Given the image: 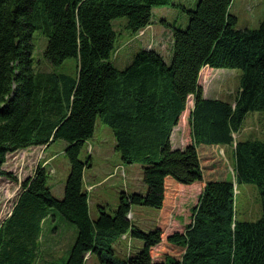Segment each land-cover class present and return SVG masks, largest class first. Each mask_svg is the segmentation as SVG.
<instances>
[{
    "label": "trees",
    "instance_id": "16d2710c",
    "mask_svg": "<svg viewBox=\"0 0 264 264\" xmlns=\"http://www.w3.org/2000/svg\"><path fill=\"white\" fill-rule=\"evenodd\" d=\"M233 1L198 0L188 10V26L173 28L170 62L155 49H141L119 69L112 61L113 21L126 18L125 31L135 35L152 25L154 8L173 0H0V179L17 180L4 169L9 155L57 141L66 142L71 167L62 199L41 166L21 183L0 226V264H36L53 211L78 229L64 264H86L89 253L100 264H264V141L235 137L249 112L264 110V24L235 29ZM36 31L48 39L43 70L33 57ZM69 58L75 60L72 73L54 69ZM204 67L241 71L234 102L204 96ZM191 96L192 140L173 148V130ZM98 119L112 128L122 161L143 164L148 190L123 192L113 214L100 206L93 220L84 188L91 157L81 156ZM196 183L204 188L190 224L165 235L180 187ZM240 184L258 188L257 221L239 218ZM133 205L163 210L157 229L137 227L128 218ZM123 235L142 246L118 255L114 245Z\"/></svg>",
    "mask_w": 264,
    "mask_h": 264
},
{
    "label": "rangeland",
    "instance_id": "374dc122",
    "mask_svg": "<svg viewBox=\"0 0 264 264\" xmlns=\"http://www.w3.org/2000/svg\"><path fill=\"white\" fill-rule=\"evenodd\" d=\"M197 2L198 0H173V5L154 8L153 25L135 35H129L125 31L126 18L115 19L113 23L118 33L117 51L112 59L115 67L119 69L127 67L141 49L158 50L164 57L166 56L167 61H171L173 28L185 29L188 26L190 22L188 10L195 9ZM231 13L238 19L235 29H258L264 24V0H234ZM33 39V57L35 60H42L39 69L43 70V63L47 62L43 55L48 39L41 31H36ZM74 63L75 60L69 58L63 65L55 66L54 69L72 73L71 67ZM241 74L238 69L204 67L199 81L203 87L204 96L234 102L240 86ZM193 106L194 97L191 96L186 112L182 115L177 128L174 129L173 148H184L192 140L190 116ZM236 136L240 141H264V110L249 112ZM66 145L65 141H57L48 151H46L47 146H40L20 150L8 156L4 169L11 172L17 180H10L7 177L0 179V223L15 205L21 191V183L33 176L40 166L48 171V185L53 195L59 199L64 197L71 168L64 152ZM225 149L227 157L225 153L222 154L232 163V153L228 147ZM81 157L83 159L91 157V165L86 168L87 177L84 178V184L91 198L92 219L98 217L97 207L101 201L109 206V212L113 214L118 209L119 195L122 192L146 194L148 187L144 182L143 164H127L121 160L120 153L116 151V139L112 128L100 119L97 120L94 137L86 143ZM91 178H95L96 183H101L94 194L92 193L94 187L87 185ZM203 188V183L180 187L170 212L169 226L165 235L186 229L191 222L193 208L198 204ZM237 197L239 218L251 221L261 218L262 204L255 185L240 184ZM52 215L53 217L47 218L43 226L42 248L36 264L66 263L78 237L75 224L66 221L57 211H53ZM248 215L251 218L247 217ZM162 216L161 209L133 205L129 217L140 229L153 231L157 229ZM114 246L118 255L127 256L140 248L142 243L126 235L120 237ZM161 248L162 246H158L153 249L152 252L156 258ZM86 258V264H100L95 256L87 255Z\"/></svg>",
    "mask_w": 264,
    "mask_h": 264
},
{
    "label": "crops",
    "instance_id": "0c3cea01",
    "mask_svg": "<svg viewBox=\"0 0 264 264\" xmlns=\"http://www.w3.org/2000/svg\"><path fill=\"white\" fill-rule=\"evenodd\" d=\"M152 25H153V23H152ZM158 51V50H157ZM160 52V51H159ZM172 52H173V46H172V50H171V53H170V55L172 56ZM165 59H166V56L164 57ZM166 61H167V59H166ZM167 62H170V61H167ZM192 109H194V106H193V108ZM193 111V110H192ZM192 113V112H191ZM182 117V116H181ZM178 126V125H177ZM177 126L175 127V128H177ZM174 128V129H175ZM173 133H174V130H173ZM173 133H172V135H173ZM190 135H191V132H190ZM172 144H173V138H172ZM174 146V145H173ZM52 147V145H50V146H47L46 147V151H48L50 148ZM229 147V146H228ZM36 148H39V147H36ZM180 149H183V148H180ZM229 149H230V147H229ZM65 151V150H64ZM122 160V159H121ZM113 175V174H112ZM111 175V176H112ZM85 179H86V177H87V171H85ZM87 185H90V186H93L94 187V190L92 191V193L94 194V192L96 191V189L98 188V186H100L101 185V183L100 182H98V183H96V181H95V178L93 179V178H91V179H89L88 180V182H87ZM86 187V185L84 184V188ZM144 188V187H143ZM20 193H21V191H20ZM123 193V192H122ZM121 193V194H122ZM127 193V192H126ZM121 194L119 195V202H118V206H119V203H120V196H121ZM127 194H132V193H127ZM90 195H89V212H90V215H91V201H90ZM16 202H17V200H16ZM100 206H105L106 208H107V210L109 211L110 209H109V206L107 205L106 206V204H105V202L104 201H101V203H100V205H98V207H97V211L99 212V208H100ZM14 207V206H13ZM13 209V208H12ZM12 211V210H11ZM11 211L9 212V214L6 216V218L7 217H9L10 216V214H11ZM131 211H132V209H131ZM99 215V214H98ZM91 217V216H90ZM5 218V219H6ZM93 218H95V217H93ZM98 218V217H97ZM96 218V219H97ZM4 219V220H5ZM96 219H93V220H96ZM3 220V221H4ZM47 220V219H46ZM46 220H45V222H46ZM2 221V222H3ZM2 222L0 223V226H1V224H2ZM44 222V223H45ZM43 236H44V234H43ZM124 236V235H123Z\"/></svg>",
    "mask_w": 264,
    "mask_h": 264
}]
</instances>
